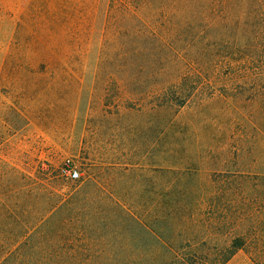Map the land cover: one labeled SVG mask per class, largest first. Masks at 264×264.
Returning a JSON list of instances; mask_svg holds the SVG:
<instances>
[{"label":"rangeland","instance_id":"374dc122","mask_svg":"<svg viewBox=\"0 0 264 264\" xmlns=\"http://www.w3.org/2000/svg\"><path fill=\"white\" fill-rule=\"evenodd\" d=\"M236 236L264 264V0H0V264Z\"/></svg>","mask_w":264,"mask_h":264},{"label":"trees","instance_id":"16d2710c","mask_svg":"<svg viewBox=\"0 0 264 264\" xmlns=\"http://www.w3.org/2000/svg\"><path fill=\"white\" fill-rule=\"evenodd\" d=\"M197 4V0H186V4ZM73 199H60V209L71 206ZM150 236L151 233H148ZM191 244V242H189ZM191 246V245H190ZM247 248L246 237L236 236L227 245L217 249L216 252H205L200 248L190 249L184 254L186 264H227L240 250ZM172 255L173 253L170 252ZM260 256V253L258 254ZM178 256V255H177ZM177 259V257H174Z\"/></svg>","mask_w":264,"mask_h":264},{"label":"built area","instance_id":"2783aa9c","mask_svg":"<svg viewBox=\"0 0 264 264\" xmlns=\"http://www.w3.org/2000/svg\"><path fill=\"white\" fill-rule=\"evenodd\" d=\"M62 172L64 175H67L69 178L76 180L79 178V173L74 170V169H70V168H63Z\"/></svg>","mask_w":264,"mask_h":264}]
</instances>
